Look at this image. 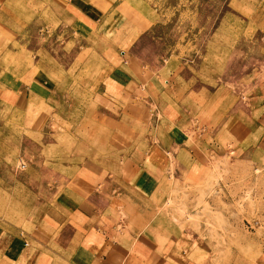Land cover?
Here are the masks:
<instances>
[{
  "label": "rangeland",
  "instance_id": "rangeland-1",
  "mask_svg": "<svg viewBox=\"0 0 264 264\" xmlns=\"http://www.w3.org/2000/svg\"><path fill=\"white\" fill-rule=\"evenodd\" d=\"M109 1L104 21L88 22L80 13L88 0H75L77 22L62 29L56 0H6L0 9V30L8 33L10 19L35 27L30 41L6 35L16 54L0 50V225L47 244L38 258L67 264L73 253L59 249L56 237L62 225L43 222L53 195L74 201L77 184L88 182L79 168L105 157L119 168L126 150L129 166L133 149L146 154L156 133L167 145L191 149L207 171L189 179L172 160L147 208L207 246L209 264L262 262L264 161L231 147L263 115L264 0ZM127 16L143 26L127 50L133 86L120 92L108 85L109 74L125 69L104 48L117 58L126 51ZM101 36L115 43L101 45ZM134 86L140 89L133 94ZM31 91L44 107L29 105ZM182 115L176 129L172 118ZM246 147L237 146L241 154ZM127 217L118 214L119 222Z\"/></svg>",
  "mask_w": 264,
  "mask_h": 264
},
{
  "label": "crops",
  "instance_id": "crops-1",
  "mask_svg": "<svg viewBox=\"0 0 264 264\" xmlns=\"http://www.w3.org/2000/svg\"><path fill=\"white\" fill-rule=\"evenodd\" d=\"M5 2L6 0H0V9ZM88 3L89 8L80 12L81 17L88 18V22L104 21L102 20L104 15L111 12L112 5L109 0H88ZM15 10L16 7L12 9L13 12ZM55 11L59 17L58 29L74 27L77 22L75 0H56ZM121 20H125L122 23L129 28V34L124 41L127 47L126 51H119L120 58H117V55L110 57L111 53L108 48H104V52L108 54L107 58L110 62L120 63V60L122 61L120 68L125 70L114 75L110 72L108 79L110 84L108 83V85L123 92L133 86V76L130 74L133 72L129 69L132 63L128 58L127 50L133 42V34L142 30L141 21L143 19L139 21V24L133 23L128 16L121 17ZM136 21L138 22V20ZM8 22V33L0 30V50L11 49V54L14 51L16 54L17 49H13L16 41L9 40L10 37L6 38V35L14 34L15 38L23 35L29 36L27 41H30L35 27L25 21L10 19ZM0 27L3 28V26ZM2 32H5V35H2ZM98 41L101 45L115 43V41L111 42L103 36L99 37ZM140 74L136 76L137 83L141 82ZM150 85V91L155 89L151 83ZM133 88H135L134 91ZM133 88L130 90L133 94L140 89L139 86ZM29 97V100H32L29 103L30 106L41 109L46 105V103L39 101L37 94L32 93V91L29 92ZM149 102L147 101V103ZM149 105L151 107V104ZM261 113L263 115L258 119V124L255 125L254 120L252 128L248 126L246 130L243 129L246 136L242 139L238 137V140L232 143L235 145L231 147L232 154L246 156L251 161L257 153L258 159L264 161V110ZM182 116L183 118L181 117L180 120V116H173L172 118V126L176 129L179 123L186 119L185 115ZM236 131L240 132V130ZM256 132L260 133L259 137L261 138L259 140ZM178 133L175 131L173 135L179 138ZM164 140H166L164 136L160 138L156 133L149 136V147L146 154L133 149L132 158L134 159L129 163L130 167L128 166V159L131 154L127 150L123 164L119 168L113 166L111 160L106 157L97 164L95 161L89 160L92 162H88L83 171H80L81 168L77 170L83 174L87 173L88 182L85 184L78 183L77 187L79 188L75 187V194L67 193L75 202L67 200L65 196L63 198L58 196L59 191L53 195L51 211L46 215L43 222H46L47 227H53L51 223L53 218L55 223L60 222L62 225L61 231L56 237L61 243L59 249L73 253L70 260L68 259L66 262L67 264H209L210 251L207 246L201 243L194 244L187 236L179 233L175 227L171 226V223L168 222L169 218H162L160 214H157L156 217L151 209L147 208L150 201L152 204L155 203L153 198L155 190L158 189L172 160L177 163L179 169L189 179L199 180L207 171L206 161L204 159L196 160L191 149L186 150L184 147L178 148L174 145H167ZM161 141H163V145L160 144ZM250 141H256V143L251 145ZM245 143L248 147L243 148L241 154L237 146L245 145ZM205 151L210 152L211 150L206 149ZM206 157V154L201 156V158ZM124 166L130 169L131 176L128 178H123L121 175ZM63 188L64 190L67 189V187ZM73 203L75 208L70 207ZM120 211L128 214L125 222L118 220ZM4 227L0 225V264L51 263L50 257L49 259L48 257L38 258L35 255L40 251L41 253H48V250L45 249L47 244L43 246L29 235L20 236V232L17 233L16 229L11 231L10 227L8 229ZM67 229H71V232L66 233ZM258 264H264V251L262 262Z\"/></svg>",
  "mask_w": 264,
  "mask_h": 264
}]
</instances>
